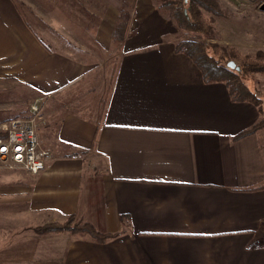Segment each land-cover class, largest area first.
Masks as SVG:
<instances>
[{"label": "crops", "instance_id": "1", "mask_svg": "<svg viewBox=\"0 0 264 264\" xmlns=\"http://www.w3.org/2000/svg\"><path fill=\"white\" fill-rule=\"evenodd\" d=\"M88 4L93 20L104 7L108 31L76 25ZM150 9L112 73L66 38L112 43L117 0H0V91L16 106L46 99L37 134L53 156L37 177L12 172L0 195L17 190L28 211L119 234L73 239V264H264V129L237 139L258 109L205 84Z\"/></svg>", "mask_w": 264, "mask_h": 264}, {"label": "rangeland", "instance_id": "2", "mask_svg": "<svg viewBox=\"0 0 264 264\" xmlns=\"http://www.w3.org/2000/svg\"><path fill=\"white\" fill-rule=\"evenodd\" d=\"M150 1L152 5L151 3L148 5V0H137L132 7L130 5L124 6L121 0H117L119 12L122 8H125L127 12L130 35L128 34L125 41L129 36L134 34L138 26L142 24V21H144L145 24L152 23L153 15L147 14V12L151 10L150 7L154 5V1ZM212 1L216 2L218 5L221 15L213 16L203 11L205 19L211 26L210 33L206 37V44L209 45V47L216 46L219 52L216 58H218V56H220L219 58L224 56L227 61L235 64L234 69H229L235 71L237 67L239 68V70L235 72L238 73L247 88L256 94L258 100L261 102L260 106L264 113V69L261 68V71L255 72L253 71L254 68L251 69L249 67V65L264 66V10L262 9L264 0ZM77 6L76 4H72L74 10H76ZM101 7L102 6L99 8L96 7L97 19L93 20L89 16L90 13L84 11V9L88 8L92 10L93 5H81L79 11L82 20H77L75 22L76 25H81L83 30L88 34L93 30L95 31L96 28H100L101 31H103L102 29H106L104 32L108 31V27H106L105 24L106 20L102 22L98 17L99 14H101L100 16L105 15ZM141 11L147 15L140 16L142 14ZM83 15L85 16L83 17ZM77 16H80L79 12ZM108 16L112 18L110 13ZM163 16L169 20L167 21L168 23L161 22L160 29H164V31H162L164 42L175 46L176 43L181 40L194 38L193 33H186L179 30L173 21L168 19L166 15ZM63 17L67 20L68 16L64 14ZM141 17H143V20ZM65 23L68 24V21ZM99 34L101 35L102 33H98V35L94 37L87 35L86 38H83V40L86 41L83 43H80L79 40L76 42L73 37H67L66 39L79 49L85 46L90 50L98 60L96 61L97 70L102 68L103 71L107 68L109 72L111 71L113 73L116 64L123 54L122 45H120L122 43L113 41L111 43L108 41L107 37L99 36ZM46 38L49 39L48 36H46ZM209 50L211 52L212 49ZM97 73L98 75H103V72L97 71ZM13 96L14 95L7 92L2 93V91H0V132L3 134H5V132H3V124H5L6 121L27 116L30 114L31 107L34 104L40 108V104L44 100L43 98L39 99V103H37L36 100H28L24 105L16 106L18 102H14L16 104L13 103V99H11ZM44 97L48 98L51 97V95L46 94ZM256 108L258 109L259 107L256 106ZM40 120L41 118L39 122ZM262 120H264V114L260 116L258 113L256 124L260 123ZM38 126L39 124L37 125L36 132ZM5 139L6 135L5 138L0 140L4 142ZM41 150L45 151L48 157L46 163L47 168V165L53 160V156L50 151L42 147ZM85 155H88V153H85ZM12 172H15V174L20 177H24V175L28 174L21 166L11 165L9 162L0 160V182L2 181L5 183L8 182V180L12 181L13 178H9V176L13 174ZM40 173L31 175L32 177H37ZM17 192V190L11 191L5 189L4 195H0V264H64V262H67L68 260H66V258H68L72 252L70 247L72 246L74 233L56 232L55 234H38L34 232V229L55 222L64 224L68 220V217L63 219H58L56 216L55 218H47L46 216L44 217L46 214L42 216L41 213L28 211V205H26L25 201L26 198ZM8 193L11 195H8ZM77 221L88 223L83 222L81 218L75 216L73 223ZM26 238L28 242L25 244ZM63 257L65 259L62 261ZM75 262L77 263V261ZM73 263L72 259L67 262V264Z\"/></svg>", "mask_w": 264, "mask_h": 264}, {"label": "trees", "instance_id": "3", "mask_svg": "<svg viewBox=\"0 0 264 264\" xmlns=\"http://www.w3.org/2000/svg\"><path fill=\"white\" fill-rule=\"evenodd\" d=\"M155 8L158 12L166 15L168 19L173 21L175 26L186 33H193L194 38L181 40L174 46L176 54L186 56L192 64L200 71L202 80L205 84L222 83L226 87L228 94L233 102H247L259 107L258 113L263 116L260 100L256 94L247 88L246 84L241 80L238 73L229 69L227 64L229 61L224 56L216 58L219 52L216 46L206 44L207 35L210 33L211 26L205 19L203 11H206L213 16H220L216 2L212 0H153ZM124 6L130 5L133 7L135 0H121ZM129 7V6H128ZM127 12L125 8L120 9L117 16L111 39L113 42L122 43L128 35L129 23L127 22ZM209 49H212L211 52ZM253 71H261L264 66H251ZM247 71V70H245ZM264 128V120L255 124L249 130L242 132L237 139L250 136L256 133L259 129ZM5 138V134L0 132V139ZM74 215L69 216L66 223L58 222L45 224L40 228L34 229L38 234H55L56 232L74 233L73 239L81 238L88 241H93L98 244L115 239L119 236L118 233H100L90 223L74 222Z\"/></svg>", "mask_w": 264, "mask_h": 264}, {"label": "built area", "instance_id": "4", "mask_svg": "<svg viewBox=\"0 0 264 264\" xmlns=\"http://www.w3.org/2000/svg\"><path fill=\"white\" fill-rule=\"evenodd\" d=\"M40 118V108L34 104L27 116L13 118L3 124L6 139L4 142L0 140L1 161L19 165L32 175L45 170L48 157L41 150L36 132Z\"/></svg>", "mask_w": 264, "mask_h": 264}, {"label": "water", "instance_id": "5", "mask_svg": "<svg viewBox=\"0 0 264 264\" xmlns=\"http://www.w3.org/2000/svg\"><path fill=\"white\" fill-rule=\"evenodd\" d=\"M188 0H184V2H187ZM262 9L264 10V6H262ZM227 66L229 67V68H231V69H234L235 68V64L233 63V62H229L228 64H227ZM239 70V68L237 67L236 68V71H238Z\"/></svg>", "mask_w": 264, "mask_h": 264}]
</instances>
